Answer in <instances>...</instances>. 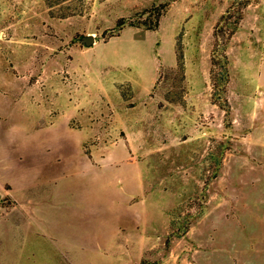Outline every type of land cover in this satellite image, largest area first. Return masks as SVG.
<instances>
[{
	"label": "rangeland",
	"instance_id": "374dc122",
	"mask_svg": "<svg viewBox=\"0 0 264 264\" xmlns=\"http://www.w3.org/2000/svg\"><path fill=\"white\" fill-rule=\"evenodd\" d=\"M0 264H264V0H0Z\"/></svg>",
	"mask_w": 264,
	"mask_h": 264
},
{
	"label": "trees",
	"instance_id": "16d2710c",
	"mask_svg": "<svg viewBox=\"0 0 264 264\" xmlns=\"http://www.w3.org/2000/svg\"><path fill=\"white\" fill-rule=\"evenodd\" d=\"M240 1H244V0H240ZM247 2V0H246ZM245 3V2H244ZM51 5V3H49ZM49 5V8H51L52 6ZM166 6L165 5H158V6H153L149 11H146L148 13L156 11L157 12V19H156V23L158 22V19L161 16V12ZM65 17V16H64ZM234 17V21L231 20ZM241 19V16H235L231 9L227 10L226 13L221 16L220 20L218 21V23L216 24V27L214 29V38L215 40L218 39L219 37H224L227 36L228 38L232 37L235 32L237 31V27L239 24V21ZM225 24V26H224ZM125 25V22L123 20H119V22L116 24V28L115 30L117 32H119ZM130 25V24H129ZM219 46V45H218ZM221 48V46H219ZM219 55V53H218ZM221 58L224 61V65L222 67H220L219 72H214V67H216L217 65V59L216 56L214 55V51H213V57L211 59V64H212V71H211V82H212V97H213V102L214 104H218V101H221L222 98L217 97V92H225V86H227L228 84V78H229V74H228V69H227V58L225 56L224 53H222ZM180 67L182 66L181 62H179ZM220 83L223 85V89L220 88ZM215 97V99H214ZM225 103V100H224ZM219 105H222L221 102L219 103ZM188 230V228H186L184 230V233H186V231ZM168 240H167V244H168Z\"/></svg>",
	"mask_w": 264,
	"mask_h": 264
}]
</instances>
